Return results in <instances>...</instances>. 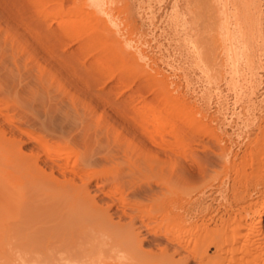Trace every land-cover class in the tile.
I'll return each mask as SVG.
<instances>
[{"label": "rangeland", "instance_id": "obj_1", "mask_svg": "<svg viewBox=\"0 0 264 264\" xmlns=\"http://www.w3.org/2000/svg\"><path fill=\"white\" fill-rule=\"evenodd\" d=\"M71 1L37 0L40 8L0 0V37L29 87L25 109L0 97L7 133L31 134H23L28 156L43 151L35 136L53 150L63 147L73 165L93 152L75 180L98 184L100 202L117 198L123 221L130 213L145 216L140 206L154 214L144 217L141 236L158 231L152 225L165 215L159 229H192L183 245L206 259L182 264H234L228 247L216 244L232 237L226 224L248 211L245 230L251 225L249 236L262 240L252 258L263 261L264 0H104L96 15L109 21L110 32L95 28L96 5L73 0V35L51 44L42 19ZM122 52L136 60H120ZM13 187L0 192V252L9 245ZM148 238L142 255L128 252L126 264H163L162 240ZM100 239L118 240L112 232Z\"/></svg>", "mask_w": 264, "mask_h": 264}, {"label": "bare ground", "instance_id": "obj_2", "mask_svg": "<svg viewBox=\"0 0 264 264\" xmlns=\"http://www.w3.org/2000/svg\"><path fill=\"white\" fill-rule=\"evenodd\" d=\"M31 1L33 2L32 5L36 4L35 6H38V3L41 2L38 1L37 3V0ZM102 1L104 0H89V2L92 3V8L94 5H96L94 7L98 8V10L94 8L97 13L95 12L94 17H96H93V22L96 24L95 28L99 26L100 30H102V27L104 32H110L111 28L107 23L109 21L106 22L102 19L103 16H97L99 15L98 11L101 12V7L104 5L102 4L101 6ZM34 2L36 3L34 4ZM57 10L52 17L49 16L48 13L44 15L51 17L50 19L47 18L48 20H43L44 16L42 17L43 25H46V27L41 25L42 22H39L40 25L50 33V36L51 34L53 35L52 38H49V36L47 37L49 40L54 38L55 40H50V43L55 42L51 43L55 45L56 42H59L58 40L63 41V38H69L73 35V0L66 10ZM92 14H94V12ZM45 22L46 24H44ZM40 25L39 28H41ZM44 29L41 31H44ZM106 34L108 33L106 32ZM7 41V39H0V97L7 98V101L10 99L18 100L19 104L16 101L17 104H14L18 107L21 103L22 109H25L23 106L27 104V100L23 93L29 87H27V84L23 83V75L21 72L18 71L19 73H15L10 66L15 65L19 67L17 63L18 59L16 57H13L14 59L12 58V60L10 59L8 53L9 45L7 46ZM128 53L129 54L126 53L127 58L130 59V56L131 58L135 57V54ZM71 54H73V51L68 52V60L66 62L71 61V58L73 57ZM118 54L119 53H117V57L121 56L120 60L126 55L123 53V55L118 56ZM62 56L63 55H61V57ZM134 59L136 60V57L133 58V60ZM2 100L3 99L0 98V160L6 159L7 162H5V165L3 164L4 160L2 162L0 161L3 164V167L0 166V192H6L5 190L13 184L14 187L12 191L15 192V196L7 197V200L10 199L6 204L11 208V221L7 225V229L10 230L8 231L6 229L8 232L6 238L8 242L5 240L4 244L7 242L9 245L5 248L6 245L3 244L5 247H3L2 251H4L5 248V252H1L4 253V255H2L5 256L3 258L6 259V262L1 260L0 263L126 264L127 259H129L128 252L134 253L135 251L139 253V255H142L143 244L150 238H148V236H151L154 241L161 242L160 239L162 240V254L160 255H164L163 258L165 260L163 259V264H182L181 262H183L182 259L184 258H188L189 260L190 258L194 260L199 258L200 261L206 259V256H200L202 253H189L183 245L185 237L192 229H185L182 225L179 226V224H176L175 226L171 225V227L162 226V228L160 227L159 229L164 218H166V215L164 217L163 214L164 218H161L162 223L159 222V224L156 220L157 223L152 225L153 227L156 226L158 231L157 229L155 232L149 231L147 234L141 236V228L144 227L145 218H150L152 217L151 215L154 214H149V210H147L148 212H145V209L143 207L140 208V206L137 210H144L145 216L142 215L143 211H139L141 215L130 213V218L123 221L122 219L126 215L123 211L119 210L120 208L118 209L114 206L117 204V198L105 199V197H102L104 200H101L102 202H100L101 190L99 189L100 186L98 184L93 185L89 181L86 182L87 180L79 182L76 179V181V172H80L85 168V163L89 162L90 158L94 156V154H92L93 152L87 153L84 161L80 164L75 163L77 165L74 164V166L73 162L72 164L70 162V156L64 154L66 152L63 147L53 150L47 142L39 140L40 138L38 137V139L35 136L32 137L33 140L43 149V151H38L28 156L23 150V144L27 142H25L26 139H24L23 134L30 136L31 134L25 131L22 132V135H15L13 132L10 134L7 133L5 123L1 119L8 118L6 114L8 111L5 110L6 106L3 110L4 105L1 106ZM207 161H209V159ZM221 161H223L222 163L224 164L228 163V161L223 158ZM213 162L214 161L210 159L211 165H213ZM4 167L6 169H4ZM79 178L80 177L78 176V179ZM99 195L100 197H98ZM74 199L82 201L83 205L79 207L73 206ZM162 212H164V210ZM115 215L118 217L116 218ZM167 215H169V213ZM157 216L158 215L153 216V220L154 218L156 219ZM160 216L162 215L160 214ZM248 216H251L250 211L244 214L235 215L231 224H226V227L228 228H226V230H232V233L234 230V233L231 238L217 243L216 249L220 250L228 247L229 252L233 253L232 260L234 259V264H264V260L262 261V259L261 261L259 260L258 262H255V260H257L255 258L258 257L256 256L257 254L255 255V251L257 250L258 252L260 249L259 246L262 244L260 243L262 240L259 242L257 238L249 236L247 230L251 225L245 230L247 227H245L243 223L246 222ZM262 220L263 219L258 221L260 222ZM258 221L255 223H259ZM167 223L169 224V222ZM150 229L153 230V228ZM242 229L247 232H241ZM253 229L254 227L252 226L251 231ZM107 232H112L118 240H111L110 242L100 239V237ZM255 232L257 233L260 231ZM254 233L252 232V234ZM255 234L254 236L256 237ZM258 234L257 236H259ZM262 234L263 233H261V235ZM134 237H139L138 244H128V240ZM107 253H111V255L106 258L108 261L105 260V255ZM131 253H129V256ZM139 255H137V257L140 258ZM253 255L255 258H252ZM261 255L262 254H260V256ZM175 256H178V258H175ZM202 256L204 258L201 259ZM130 257H132V255ZM133 257L135 258V256ZM208 261L205 260L203 264H209ZM185 262L187 261H184L183 263ZM160 264L162 263L160 262Z\"/></svg>", "mask_w": 264, "mask_h": 264}]
</instances>
